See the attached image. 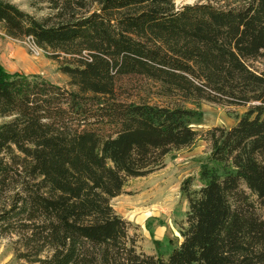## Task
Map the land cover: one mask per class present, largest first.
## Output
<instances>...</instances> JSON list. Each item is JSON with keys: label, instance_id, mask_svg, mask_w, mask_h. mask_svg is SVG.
I'll list each match as a JSON object with an SVG mask.
<instances>
[{"label": "trees", "instance_id": "obj_1", "mask_svg": "<svg viewBox=\"0 0 264 264\" xmlns=\"http://www.w3.org/2000/svg\"><path fill=\"white\" fill-rule=\"evenodd\" d=\"M210 1L32 0L49 9L36 18L0 0L6 35L68 77L0 63V237H15L17 259L264 264V0ZM124 78L149 92L123 95ZM201 103L245 111L203 131L207 162L181 183V239L164 259L138 249L111 200L199 138Z\"/></svg>", "mask_w": 264, "mask_h": 264}, {"label": "rangeland", "instance_id": "obj_2", "mask_svg": "<svg viewBox=\"0 0 264 264\" xmlns=\"http://www.w3.org/2000/svg\"><path fill=\"white\" fill-rule=\"evenodd\" d=\"M7 1L36 18L44 17L49 13L45 4H33L32 0ZM199 1L212 3L210 0H175V4L180 6ZM0 63L10 72L40 74L45 79L60 85H66L68 81V77L59 70L60 61L50 58L29 39H15L6 35L1 23ZM256 64L260 68L264 67L261 62ZM121 85L123 95H130L135 90H139L141 95L149 92V86L143 79L124 78ZM244 111V107L230 108L201 103L199 116L192 123L195 129L202 132L199 138L189 147L171 151L165 156L164 166L161 168L146 176L130 178L126 181L120 200L115 203L123 213L121 216L132 223L131 232L136 237L138 249L166 259L174 246L179 243L181 237L178 226L184 219L186 210V202L180 194L181 183L185 178L193 177L194 185L198 184V171L202 164L207 162L210 151V144L203 131L215 126L230 127L236 121L235 115H240ZM5 120L6 118L0 117V123ZM145 217V225L150 231L157 223L170 229L169 232L167 231L169 235L167 237L171 241L165 238L157 245L152 242L151 237L144 236L142 223ZM14 239L15 237L11 236L0 237V264H32L15 257Z\"/></svg>", "mask_w": 264, "mask_h": 264}, {"label": "crops", "instance_id": "obj_3", "mask_svg": "<svg viewBox=\"0 0 264 264\" xmlns=\"http://www.w3.org/2000/svg\"><path fill=\"white\" fill-rule=\"evenodd\" d=\"M120 196H121V194L120 195H118V196H116V197H114V198H112V200H111V203H112V206L114 207V209L116 210V212L118 213V214H120V215H122L123 213H122V211H119V207H117L116 206V201L117 200H120L119 198H120ZM126 214V213H125ZM125 217H128L127 215H124ZM130 218V217H129ZM143 222L144 223H142V227H143V231H144V236H148V237H151L152 238V242L153 243H155V244H157V245H159V244H161V242L163 241V240H165V238H169V237H167V236H169L168 235V233H167V231L169 232L170 231V229L168 230L167 229V227L166 226H159V224L157 223V224H155L152 228V230L150 231L147 227H146V225H145V223H146V217L143 219ZM170 239V238H169ZM171 240V239H170ZM157 254V253H156Z\"/></svg>", "mask_w": 264, "mask_h": 264}, {"label": "built area", "instance_id": "obj_4", "mask_svg": "<svg viewBox=\"0 0 264 264\" xmlns=\"http://www.w3.org/2000/svg\"><path fill=\"white\" fill-rule=\"evenodd\" d=\"M27 39H29L35 46H36V44L32 41V39L31 38H27ZM39 48V47H38Z\"/></svg>", "mask_w": 264, "mask_h": 264}]
</instances>
